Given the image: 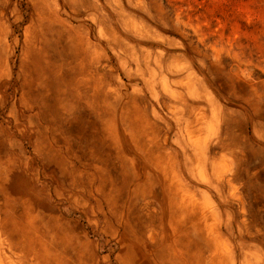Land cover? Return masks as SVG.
I'll use <instances>...</instances> for the list:
<instances>
[{
    "label": "rangeland",
    "instance_id": "obj_1",
    "mask_svg": "<svg viewBox=\"0 0 264 264\" xmlns=\"http://www.w3.org/2000/svg\"><path fill=\"white\" fill-rule=\"evenodd\" d=\"M0 264H264V0H0Z\"/></svg>",
    "mask_w": 264,
    "mask_h": 264
}]
</instances>
